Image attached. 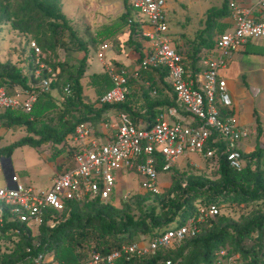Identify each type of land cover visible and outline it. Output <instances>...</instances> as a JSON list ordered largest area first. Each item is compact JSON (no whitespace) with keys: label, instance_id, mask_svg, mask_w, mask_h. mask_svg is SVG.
<instances>
[{"label":"trees","instance_id":"trees-1","mask_svg":"<svg viewBox=\"0 0 264 264\" xmlns=\"http://www.w3.org/2000/svg\"><path fill=\"white\" fill-rule=\"evenodd\" d=\"M123 10L121 20L127 28L129 41L134 36L141 39V25L134 21L128 0H123ZM227 16L224 1L219 9H209L205 13L202 28L194 35L192 49L183 54L182 63L186 69L191 72L197 70L202 48L205 51L211 50V34L217 36L227 29L221 22ZM4 25H9L21 34L30 35L40 51H52L56 36L63 32H67L68 37L77 42L80 50L83 49L68 21L59 11L57 0H0V27ZM131 44L140 58L138 44ZM27 48L29 55L25 60V70L10 63L0 64L1 85L7 88L17 85L24 89L29 82L35 84L44 78L41 75L33 79L28 74L32 71L34 57L28 44ZM83 53L73 73L64 64L46 62L42 55L41 62L52 71L57 69L58 75L50 79L46 92L37 94L30 113H0V125L23 128L25 132L22 138L0 148V159L8 158L12 150L18 147L39 148L51 144V159L54 161L62 153L60 146L66 135L72 134L77 125L84 123L96 131L101 116L108 110L125 114L135 126L143 125L148 129L162 109H178L165 83L166 73L162 69H139L136 77L129 76L128 90L131 84L138 82L140 75L145 81L141 80L137 90L131 88L125 100L116 105H97V99L110 89L111 84L104 73L90 75L86 86L93 91L95 100L93 103L85 102L80 84L86 63ZM158 84L164 88L165 94ZM65 85L69 87L68 94L63 92ZM54 90L62 97L59 104L50 94ZM136 104L139 107L132 108ZM212 147H216V154L206 161L215 163L217 179L209 181L187 176L185 181L174 180L166 191L167 206L159 213L149 209L140 218L134 219L124 204L117 209L110 203L65 202L59 214L54 213L53 218H50L51 212L48 211L36 231L32 232L26 225L11 221L6 211H3L0 218V240L14 242L9 253L0 258V264H27L28 258L37 254H50L56 264H77L90 252L106 255L122 245L135 243L138 236L151 239L182 225L195 215L193 203L196 200L203 206H245L253 203L264 206V150L255 147L248 154L240 153L241 168L233 170L219 154L221 146ZM158 164L157 159L156 166ZM179 197L181 199L177 201ZM246 241H250L247 247L244 245ZM224 248V258L237 255L240 264H264V211L253 213L239 222H232L218 214L209 224L199 225L194 237L174 244L172 249L159 250L155 256L145 259L122 257L115 264H159L164 261L170 264H214L215 254Z\"/></svg>","mask_w":264,"mask_h":264},{"label":"built area","instance_id":"built-area-1","mask_svg":"<svg viewBox=\"0 0 264 264\" xmlns=\"http://www.w3.org/2000/svg\"><path fill=\"white\" fill-rule=\"evenodd\" d=\"M223 1L228 10V28L215 36L211 50L204 53L197 62V70L191 72L182 63V54L169 46L164 0H128L134 21L141 25L143 19L148 27L146 31L141 30L140 36L149 42V49L139 58L136 70H164L165 83L178 109H162L148 129L143 125L135 126L122 113H116L114 123H103L106 132L101 136L89 124L77 125L62 141L60 155L64 159L53 171L48 188L24 186L13 173L4 178V185L0 187V218L6 211L11 221L24 224L35 232L45 214L49 211L53 218L52 214H59L65 202L109 204L118 171L134 173L141 191L157 195L159 174L168 173L191 154L204 160L215 156L213 145L221 146L219 154L230 169L239 170L242 165L239 143L247 138L248 132L236 124L219 71L245 43L260 41L264 45V0ZM28 47L34 57L32 71L28 74L33 79L41 75L44 78L35 84L29 82L24 89L0 84V113L28 114L37 94L48 90L53 71L41 62V51L34 42L28 43ZM102 73L109 79L111 87L97 99V105L122 103L129 93L127 81L130 75L123 68L111 66H104ZM132 76L136 77L137 72ZM63 92L69 93L68 85L64 86ZM66 159H69V166L63 164ZM217 215L218 209L214 205L198 207L195 215L182 225L145 243L122 245L106 255L90 252L77 264H115L122 257H153L159 250L172 249L174 244L194 237L199 225L209 224ZM224 256V251L220 250L215 254V260ZM236 260L237 255L228 257L226 264H240ZM27 264L56 263L50 254H37L28 258ZM214 264H218L217 261Z\"/></svg>","mask_w":264,"mask_h":264},{"label":"rangeland","instance_id":"rangeland-1","mask_svg":"<svg viewBox=\"0 0 264 264\" xmlns=\"http://www.w3.org/2000/svg\"><path fill=\"white\" fill-rule=\"evenodd\" d=\"M182 2L184 3L182 8L177 6L178 8L167 12L166 23L169 37L181 35L180 41L184 50L179 52L183 56L184 53L192 49L194 35L202 28V22L198 23L196 16V14L199 15L198 4L188 6L186 4L187 1L182 0ZM57 6L68 21V25L76 40L81 44V49H83L80 50L77 42L72 41L68 37L67 32H63L56 36L54 49L52 51L41 50L42 55L46 62L54 65L57 63L64 64L73 73L78 66L79 60L84 56L83 52H85L86 63L83 69L84 73L80 79L85 102L93 103L95 100L93 91L86 86L88 75L102 73L104 66L123 68L130 76L136 73L137 61L134 59L135 54L131 43L135 42L138 44L139 38L134 36L130 38L131 42L129 41L127 28L121 20V16L124 13L123 0H57ZM187 6L189 10L185 9ZM106 33L108 35L104 36ZM215 36V34H211V42H213ZM30 42H34L30 35H24L12 30L9 25L1 26L0 64L10 63L17 68H25V60L29 55L27 44ZM251 44L253 45L248 47V51L256 54L251 59L261 65L264 63V45L260 41H251ZM169 46L173 48L171 43ZM204 53H201L199 60L204 56ZM130 59L133 63H128ZM99 60L104 66H101ZM53 74L52 79L58 75V70H54ZM141 76L138 77V82L130 85V88L137 90L140 87L141 80L145 81ZM253 78L256 83L260 81L258 75H254ZM157 86L163 93L166 92L160 84ZM50 94L58 104L61 103L62 97L57 91L54 90ZM255 118V115L254 117L249 116V121L252 123V126L249 127L251 131ZM23 136H25L23 128H6L0 125V148L15 142ZM52 149L51 144L40 146L39 148L23 146L13 149L8 158L0 159V187L4 185V178L13 173L24 186H32L39 189L48 188L55 165V162L51 159ZM61 159H64V156L59 155L56 158V162H60ZM63 164L64 166H69V159H66ZM159 175L157 179L159 193L156 195L157 197H153L139 189L138 178L134 173L127 172L123 174L118 171L115 191L109 203L117 209H120L123 204L127 205L128 214L136 219L140 218L149 209H153L157 213L164 211L167 206L166 191L174 180L185 181L187 176L209 181L217 179L215 163L206 161V159L204 160L194 154L188 155L172 171ZM183 183L181 182V184ZM180 199L181 197L177 201ZM198 202L196 200L193 203L196 209L203 206L201 202ZM216 208L219 216L232 222H239L253 213L264 211V206L261 203L245 206L221 204L216 206ZM147 240V237L138 236L135 242L145 243ZM13 242V240H0V258L2 255L9 253ZM249 242L246 241L244 243L245 247L250 245ZM221 251L225 252V248L221 249ZM226 259L221 258L215 260V262L226 264ZM236 261L238 262V258Z\"/></svg>","mask_w":264,"mask_h":264},{"label":"crops","instance_id":"crops-1","mask_svg":"<svg viewBox=\"0 0 264 264\" xmlns=\"http://www.w3.org/2000/svg\"><path fill=\"white\" fill-rule=\"evenodd\" d=\"M185 1H187L186 4L188 6H195L198 4L199 15L196 14L198 23H203L205 13L209 9H219L223 3V0ZM183 4L184 3L182 0H164L165 15L168 11H173L174 9L178 8L177 6L182 8ZM188 6L185 9L189 10ZM142 21L141 29L143 31L148 30V27L144 23L143 19ZM221 22L224 23L228 28V17L222 19ZM180 37L181 35H178L177 37H169L171 44L178 52L180 50H184L180 41ZM251 45H253L251 42L245 43L239 52L231 55L226 66L219 71L220 78L225 83L226 92L231 102L232 115L234 116L236 124L248 132L247 138L239 143L240 151L243 154L252 152L255 147L264 150V63L260 65V63L257 61H252L251 58L255 57L256 54L248 51V47ZM138 46L137 52L140 54V56H142L149 49V42L143 39H138ZM205 50L206 49L202 48L201 52L204 53ZM134 54V59L137 61L139 56L136 52H134ZM128 63L133 62H131L130 59ZM254 75H258L260 80L257 83L253 80ZM129 92H131V88L129 89ZM134 107H139V104L132 106V108ZM116 113L118 112L115 110H108L101 116V121L98 124L96 131L94 130L97 135H104L106 129L103 128V123H114ZM254 115L257 119H254V125L251 131L249 127L252 126V123L249 121V116L254 117ZM256 129H258L257 133ZM56 161L57 160L55 159V163L53 162L55 164L53 171L58 168V162Z\"/></svg>","mask_w":264,"mask_h":264},{"label":"water","instance_id":"water-1","mask_svg":"<svg viewBox=\"0 0 264 264\" xmlns=\"http://www.w3.org/2000/svg\"><path fill=\"white\" fill-rule=\"evenodd\" d=\"M8 161V159H6ZM9 162V161H8Z\"/></svg>","mask_w":264,"mask_h":264}]
</instances>
